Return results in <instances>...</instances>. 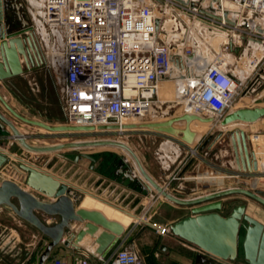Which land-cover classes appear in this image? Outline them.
Wrapping results in <instances>:
<instances>
[{
    "label": "water",
    "instance_id": "1",
    "mask_svg": "<svg viewBox=\"0 0 264 264\" xmlns=\"http://www.w3.org/2000/svg\"><path fill=\"white\" fill-rule=\"evenodd\" d=\"M202 12L205 11L202 10ZM229 23L234 24L230 20ZM162 24V20L157 18L156 29L158 31L162 29ZM220 30L230 34L228 30ZM258 30L261 31L260 28ZM169 46L176 49V53L170 56L173 66L169 74L161 76L160 79L181 83L196 75L191 64V61L196 59V54L193 53L184 57L182 47ZM42 61L41 50L33 28L26 26V24L19 25L17 15L11 9L9 0H0V83H7L16 77L23 76L25 73L40 67ZM211 61L205 60L204 66L198 72L204 71ZM201 69L202 71H200ZM2 87L0 86V88ZM0 103L6 112L17 120L50 132L151 131L172 135L188 145H194L197 141V133L191 129V124L195 121L209 124L211 127L218 125L222 129H226L236 124H256L264 119V105H256L232 110L222 119L181 112L165 120L110 124L98 127L68 124L51 125L41 120L22 116L1 92ZM110 121L116 122L115 119ZM182 122L184 123L183 128L176 127ZM0 130L11 133L12 138L18 140L23 148L33 153L103 147H116L126 150L146 181V184L141 186L143 190H155L159 196L169 202L190 209V214L170 224L167 232L174 238L195 247L202 255V264H264V223L247 211V199H252L264 206V193L261 190L235 187L194 198H180L167 191L168 182L163 185L156 182L146 170L134 148L123 141L105 139L36 146L28 142V137L19 130L16 122L5 115L1 109ZM222 135L223 132L221 131L215 141L219 140ZM241 136L246 145L245 156L248 169L250 172H256L257 160L252 147V133L249 131L241 132ZM209 140L210 138L205 143ZM81 158L95 160L92 155L86 153L76 154L74 160L78 161ZM193 159L188 164H191ZM12 160L18 161V166L12 164ZM123 161L119 162L120 166L124 165L125 161ZM8 164H10L6 170L8 173L16 171L18 167L20 183L0 177V209L2 207L9 208L18 218L27 222L48 239V244L39 255L37 264H47L61 243L81 250L80 243L86 236L94 238V242L98 245L96 250L90 253L105 259L121 243L124 236L131 232V228L129 229L116 220L109 219L98 210L79 208L78 203L82 201L85 193L74 184L40 169L9 150L0 148V173ZM181 165L182 163L179 164V168ZM183 173L179 172V177H182ZM127 177L133 182H140V179L132 174L130 168H127ZM171 178L172 175L168 177V180ZM228 205L230 208L225 212L224 210ZM143 222L157 231L166 232L164 227H158L149 221ZM78 227L81 228L78 230ZM6 232L14 242L15 248L19 250L18 264H29L35 257V245L24 243L15 229L0 224V236ZM161 249L165 250L166 246H162Z\"/></svg>",
    "mask_w": 264,
    "mask_h": 264
},
{
    "label": "built area",
    "instance_id": "2",
    "mask_svg": "<svg viewBox=\"0 0 264 264\" xmlns=\"http://www.w3.org/2000/svg\"><path fill=\"white\" fill-rule=\"evenodd\" d=\"M172 14L188 29L201 26L210 35L220 33L225 38L221 53L204 71L198 72L202 65L191 61L196 75L182 81L176 92L181 112L222 119L234 110L243 83L225 55L246 42L264 48V0H44L45 24L64 36L65 124L98 127L144 120L152 105L160 102L161 76L173 66L170 56L176 49L156 29L157 18L164 22ZM177 46L183 48L184 57L198 55L185 42ZM259 63L254 80L264 85V53ZM94 133L100 132L89 134ZM254 153L259 177H253L262 181L259 190L264 193V142ZM47 244L41 245L40 253ZM71 264L92 262L81 255ZM101 264L144 261L136 250L120 243Z\"/></svg>",
    "mask_w": 264,
    "mask_h": 264
},
{
    "label": "rangeland",
    "instance_id": "3",
    "mask_svg": "<svg viewBox=\"0 0 264 264\" xmlns=\"http://www.w3.org/2000/svg\"><path fill=\"white\" fill-rule=\"evenodd\" d=\"M34 12V18L30 23L40 47L43 61L40 67L10 81L11 84L9 86H12L11 103L22 116L41 120L51 125L65 124L66 83L64 76V36L63 33L53 32L47 27L44 21L43 11L39 5L35 7ZM172 16L174 18L173 20L177 18L176 15L172 14ZM177 21L180 24L178 23L175 27L174 25L172 27L170 26V29L167 27V22H163L160 34L164 38L165 43L179 45L185 42L198 53L200 51V53L206 56L204 58L205 60H213L214 56L221 53L224 37L220 33H212L213 35H210L208 30L194 25L188 29L179 19ZM185 29H188L187 32H185ZM259 47V45H249L246 42L241 47L234 45L229 53L225 55V59L235 73L237 80L243 82L240 88V94L234 103V110L264 105V85L254 80L257 73H259V61L263 55ZM163 86L161 95L159 94L160 102L152 105L150 112L142 121L165 120L181 113V104L176 99L178 85L164 83ZM7 116L16 122L19 130L28 137V142L36 146H52L72 141L105 139L123 141L130 144L140 157L142 163L147 165L151 172L157 175L162 166L159 150L163 143L171 141L177 149V146H180L181 154L176 164H183L186 160L190 162L194 158L193 164L199 162L204 168L206 167L207 170L212 171V173L215 171L216 173L232 175L249 172L251 175L259 177L257 174L258 166L256 172H250L248 169L245 156L246 145L242 139L241 132L249 131L252 133L251 141L252 147L254 148L253 151L255 152V149L258 150V145H263L264 142V119L252 125L237 124L235 127L226 128L227 130L220 128L218 125L210 126L200 139L199 134L203 131H200L202 127L199 126L197 130H193L197 133V141L194 145H188L172 135L161 134L160 136H156L154 135L155 132L152 134L146 133L151 131H137L141 133L132 134H128L129 131L125 133L106 131L94 134L55 133L27 125L9 113ZM221 131L223 132L222 137L215 141ZM208 138L210 140L205 143ZM5 141L9 143L8 145L12 152L14 151V154H18L17 156L29 160L36 166L40 165L54 169L72 180H77L81 175L79 168L74 164L75 155L78 153L91 155V153L93 154L98 151L108 152L114 150L119 161L124 160L123 154H126L125 151L117 148L114 149V147L77 150L65 149L55 152L33 153L23 148L18 140L12 138L11 133L7 134ZM16 162L18 163V161ZM130 163L134 165L132 158H130ZM86 168L89 169L87 165ZM137 174L139 176L138 178L145 182L141 174L139 172ZM197 184L200 187H211L213 180L202 179L189 183L190 187ZM190 187L184 190L185 195L188 192L190 193ZM162 200L166 203L157 212L155 219L164 225V228H168L170 224L180 219L188 211L183 210L182 207L169 202L163 197ZM247 201L248 213L264 223V206L252 199H247ZM229 208L230 205L224 211L226 212ZM11 214L13 213L9 208L2 207L0 209V224L9 228L14 225ZM143 221L146 220L144 219L137 223L138 227L135 228L136 234L133 235L132 240L126 246L136 250L139 257L144 261V264H202V255L195 247L173 239L168 232L166 234H160L156 229L149 227ZM144 227L147 228L144 229ZM18 233L22 241L26 244L29 241L34 243L39 240L38 236V238L33 239L29 231L24 230L22 234L20 232ZM34 245L35 250H37L36 243ZM162 246H166V249L162 250ZM15 247L14 242L10 239V235L7 232L0 236V264H18L19 250ZM34 253L35 255L38 254V257L41 254L40 252ZM32 262L29 264H37V260Z\"/></svg>",
    "mask_w": 264,
    "mask_h": 264
},
{
    "label": "crops",
    "instance_id": "4",
    "mask_svg": "<svg viewBox=\"0 0 264 264\" xmlns=\"http://www.w3.org/2000/svg\"><path fill=\"white\" fill-rule=\"evenodd\" d=\"M11 9L17 15V23L20 25L26 24V26H31L30 21L34 18V10L35 7L40 6V9L44 14V0H9ZM43 17V16H42ZM223 36V35H222ZM224 37V36H223ZM225 39V38H223ZM224 42V40H223ZM223 44V43H222ZM250 45V44H249ZM260 51L264 53V48L259 47ZM200 54V55H199ZM198 56L205 58L202 53L199 51ZM13 80V79H12ZM10 80V81H12ZM10 81L7 83H0V92L6 98V100L11 103V88ZM164 80H160L161 91L163 89ZM170 85L176 84L179 86V81H170ZM0 109L3 110L5 115L8 114L4 109V106L0 103ZM199 128L198 125L191 126L192 131L197 130ZM221 128V127H220ZM200 131H204V128L200 129ZM198 131V132H200ZM132 133H141L137 131H129L128 134ZM152 134L153 132H146ZM6 132L0 130V148L3 150H9L12 152L9 143L5 141L7 137ZM156 136H160L161 134H154ZM173 145V146H172ZM182 145V144H179ZM178 149L174 146V144L170 142H165L162 144V147L159 150V156L161 160V169L158 171V174L151 172V170L144 165L148 173L152 176L156 182L163 185L168 182L167 191L172 193L173 195H177L180 198H194L197 196H202L211 192L220 191L226 188H235V187H244V188H253V189H261L262 190V181L260 179H256L249 172L237 173L232 175H227L226 173H216L215 171L212 173L209 170L204 168L201 163L197 164H188L189 162L183 163L179 168L178 161L181 151L180 146H177ZM113 149V148H111ZM116 149V148H114ZM121 149V148H117ZM122 151H125L121 149ZM126 152V151H125ZM14 153V151H13ZM195 153V151H194ZM16 154V153H15ZM18 155V154H17ZM91 155L95 158L94 161H91L87 158H81L78 161L74 160V164L79 168L81 175L77 180H72L68 178L66 175L55 171L54 169H49L46 166L37 165L42 170H45L63 180H66L81 190L84 191L83 199L78 203L79 208H86L89 210H98L102 212L106 217L111 220H116L123 224V218H130V221L126 227L129 229L138 227L139 223L137 220L144 218L151 223L156 224L158 227H163L158 220L156 221L155 217L158 211H160L164 207V200L162 197L158 195L155 190H143L141 188L142 185L146 184V181L133 182L127 177V168L132 170V174L135 177L138 176V168L134 162V165L130 163V155L126 152L123 154L124 157V165L120 166L121 161L116 157V152L114 150H110L108 152H94ZM106 155V156H105ZM118 155V154H117ZM12 164L18 166V163L15 160L11 161ZM181 163V162H180ZM128 164V165H125ZM144 164V163H143ZM86 165L88 168H86ZM10 166H6V168L0 173V177L8 178L14 180L15 182L20 183L19 180V171L18 167L16 171H12L11 173L6 172L7 168ZM185 170V171H184ZM179 172H184L182 177H179ZM140 173V172H139ZM241 174V175H240ZM172 175V178L168 180V177ZM202 179H212L213 184L211 187H200L198 184L190 187L189 183L197 182ZM237 179V180H235ZM190 187V193L184 194V190ZM192 192V193H191ZM175 195V196H176ZM162 204L160 205V203ZM183 210L188 211L181 218L190 214L189 208L182 207ZM13 213V212H12ZM11 219L13 220L12 226L10 228L15 229L17 232L21 234L23 231H29L32 234V238L39 237V240L34 242L36 243L35 252H40L41 245L47 241L48 239L42 236V234L29 225L27 222L18 218L14 213L11 214ZM139 218V219H137ZM180 218V219H181ZM177 219L176 221H178ZM175 221V222H176ZM124 225V224H123ZM82 227V226H81ZM78 227V230L81 228ZM150 227V226H149ZM9 228V227H8ZM147 227H144L146 229ZM138 229V228H137ZM143 233V232H142ZM136 234V229L128 233L124 236L121 243L128 245L133 238V235ZM37 237V238H38ZM180 241L177 238H174ZM91 239V240H90ZM90 240L89 242H87ZM182 242V241H181ZM32 241L27 242V244H34ZM82 246L81 250H76L70 246H66L64 243H61L54 251V254L50 261L47 264H71L76 256H89L92 264H101L102 257L93 256L90 252L95 251L98 245L94 242V238L90 236H86L84 240L80 243ZM112 254V253H111ZM111 256V255H110ZM110 256L105 258L107 261L110 259ZM38 259V254L35 255L32 260L35 262ZM32 262V263H33Z\"/></svg>",
    "mask_w": 264,
    "mask_h": 264
},
{
    "label": "bare ground",
    "instance_id": "5",
    "mask_svg": "<svg viewBox=\"0 0 264 264\" xmlns=\"http://www.w3.org/2000/svg\"><path fill=\"white\" fill-rule=\"evenodd\" d=\"M173 19H174V18L170 16L169 19L166 20V22H167V27H168L169 29H170L173 25H174V27H175V25H178V21H177L176 19H175V20H173ZM170 26H171V27H170ZM180 27H181V25H180ZM176 30H177V28H176ZM185 30H186V29H185ZM185 30H183V31H185ZM160 31H161V30H160ZM185 32H187V30H186ZM183 33H184V32H183ZM218 35H219V34H218ZM220 35H222V34H220ZM199 55H200V54H199ZM195 61H196L199 65H202V67L204 66L205 59H204L203 57H199V56L197 55ZM200 71H202V69H201ZM162 83H170V81L164 80ZM160 85H161V84H160ZM161 86H162V85H161ZM160 88H161V87H160ZM159 94L161 95V89H160ZM136 122H140V121H136ZM193 125H198V126L204 128V131H203L202 133L199 134V139L203 136L204 133H206L207 128L211 126V125H209V124L201 123V122H199V121H195V122H193V123L191 124V126H193ZM236 125H237V124H236ZM232 126L235 127V125H231V126H229V127H232ZM176 127L183 128V127H184V123H183V122H182V123H179V124H177ZM229 127H228V128H229ZM226 130H227V129H226ZM114 148H116V147H114ZM125 151H126V150H125ZM129 155H130V154H129ZM130 157H131V156H130ZM141 220H144V218H142ZM141 220H140V221H141ZM129 221H130V218H123V219H122V222H123L124 225H127V224L129 223ZM140 221L138 220V222H140Z\"/></svg>",
    "mask_w": 264,
    "mask_h": 264
},
{
    "label": "flooded vegetation",
    "instance_id": "6",
    "mask_svg": "<svg viewBox=\"0 0 264 264\" xmlns=\"http://www.w3.org/2000/svg\"><path fill=\"white\" fill-rule=\"evenodd\" d=\"M10 84H11V82H10Z\"/></svg>",
    "mask_w": 264,
    "mask_h": 264
}]
</instances>
